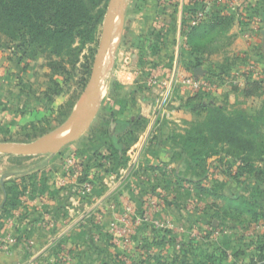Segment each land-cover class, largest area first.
<instances>
[{
  "label": "crops",
  "instance_id": "crops-1",
  "mask_svg": "<svg viewBox=\"0 0 264 264\" xmlns=\"http://www.w3.org/2000/svg\"><path fill=\"white\" fill-rule=\"evenodd\" d=\"M203 1L210 13L196 25L169 0L128 1L127 12H132L130 16L133 17L128 25L130 28L121 33V37L125 34L126 40L121 39L119 44H128L134 59L146 55L144 65L147 67L144 69L148 73L141 81V77L137 81L134 74L135 80L133 78L134 82L130 83L123 81L127 70H120L118 82L110 77L101 85L99 109L91 125L76 140L79 142L91 132L87 137L89 141L79 143V148L85 146L81 153L83 160H68L62 167L34 178L33 186L23 177L16 182L23 191L14 207L8 205L4 191L6 183L1 182L4 199L0 213L4 207L11 211L0 218V245L8 237L16 238L17 242L9 250L0 247V264H23L29 260L39 264H122L119 254L114 256L112 253L123 255L125 252L104 228L123 214L127 202L137 204L141 210L148 195H159L160 192L168 194L162 216L192 226L199 225L196 217L212 219L211 213L208 215L203 210L206 205H198L201 210L194 203L183 205L185 200L180 198L179 190L158 185L161 169L181 174L194 182L202 179L204 186H209L215 179L226 182L228 176L217 157L208 160L204 177L181 172L188 168L185 160L178 156L181 149L171 142V134L166 135V129L158 127L160 119H155L156 98L153 94H158L165 86H153L148 78L157 72L163 81L169 82L174 70L183 75L207 78L219 89L214 93L205 91L208 96L201 97L203 103L211 100L259 114L264 110V0H239L238 11L230 9L229 1L232 0ZM194 27L205 28L210 35L208 38L213 39L202 42L207 47L199 51L201 63L196 61L189 43ZM155 32L159 33L160 49L152 51L150 43L154 41ZM134 36L141 38L144 47L141 43V49L132 45ZM226 38L231 39V44L224 49L220 44ZM223 54L228 57H221ZM172 92L176 123L182 118L192 121L203 118L200 114L195 116L196 112L188 104L198 92L179 82H175ZM3 111L0 108V116ZM112 144L124 155L123 162L113 158ZM258 164H264V160ZM87 178L92 180L93 187L89 195L81 197L74 182ZM184 184L183 196L188 200L199 197L194 184ZM240 185L234 184L232 190L240 191ZM98 215L103 216L102 225L96 222ZM144 237H151L150 232L140 229L135 238ZM171 249L166 244L164 254Z\"/></svg>",
  "mask_w": 264,
  "mask_h": 264
},
{
  "label": "trees",
  "instance_id": "trees-1",
  "mask_svg": "<svg viewBox=\"0 0 264 264\" xmlns=\"http://www.w3.org/2000/svg\"><path fill=\"white\" fill-rule=\"evenodd\" d=\"M107 2L108 0H0V33L10 39H19L22 43L20 45H29L36 49L38 54L50 50L58 57L65 55L76 57L84 45L96 41ZM198 6L201 5L187 7L188 15L195 12ZM209 13L207 11L206 16ZM204 29L194 27L189 38L193 55L198 63H201L199 51L202 47H207L202 42L207 41L210 36ZM154 36L150 47L152 51H157L160 49L159 33L155 32ZM78 39L80 46H75ZM140 43L141 38L134 36L132 45L139 47ZM144 45L143 43L142 46ZM75 62L72 61L73 64ZM142 63L140 61V65ZM112 80L118 82L116 78ZM207 94L195 93L196 96L188 102L191 109L203 118L188 122L185 132L175 133L171 139L174 145L180 147L178 156L185 160L188 168L207 166L210 158L217 157L220 165L224 167L223 172L228 176V180L220 182L215 179L209 186H204L202 179L194 182L175 172L174 179L172 177L167 179L168 170L161 169L158 185L169 187L172 180H176L179 184L189 182L194 184L199 198L205 194L207 197L221 196L226 189L229 194L223 199L227 204L221 205L216 211L218 217L210 214L218 207L217 203L209 202L206 206L205 212L212 215V219H209L210 224L215 225L217 221L218 225L222 226L229 217L234 223L251 228L255 224L264 222V198H259L261 193H264V170L257 168V163L264 160V110L254 115L242 109H230L232 106L228 104H217L211 100L203 103L200 99L208 96ZM141 124L142 122L138 123L139 126ZM111 149L113 158L123 162L124 155L120 154L121 151L113 144ZM235 149L239 150V153H235ZM255 152L260 156L254 157ZM235 165L236 168L233 169ZM206 174L205 171L201 176L204 177ZM234 184H241L240 191L232 190ZM181 186L177 188L180 189ZM4 191L7 194L8 205L16 206L23 190H20L19 185L15 183L13 186L5 184ZM10 211L9 208L4 207L0 218L8 216ZM245 218L250 220L246 222ZM150 229L151 237L140 239L144 242L141 245L144 251L140 256L142 259H134L128 264H238L239 260L244 264H264V232L249 238L242 235V238L250 239L248 240L250 243L243 242L241 246L244 249L238 248L239 250L233 251L231 253L233 259H229V250L235 249V243L227 240L226 235L220 237L218 241H211L210 245H198V248L201 246L204 250L199 252L193 237L183 238L178 248V238L175 233L167 229ZM166 244L172 249L164 254L163 249ZM120 253H112V255L119 254L121 263L127 264Z\"/></svg>",
  "mask_w": 264,
  "mask_h": 264
},
{
  "label": "rangeland",
  "instance_id": "rangeland-1",
  "mask_svg": "<svg viewBox=\"0 0 264 264\" xmlns=\"http://www.w3.org/2000/svg\"><path fill=\"white\" fill-rule=\"evenodd\" d=\"M128 1L130 2L131 0ZM107 4L105 13L107 11ZM128 6L129 5H127V8L125 9L124 21L121 16H118L117 18L113 44L103 62L102 84L105 83V81H108L113 73L118 74L120 70L128 71V67L122 60L123 53H119L121 51L124 52L127 49L129 50L128 44H119L120 41L122 42L121 39H123V41L126 40L125 34L121 37V33L130 28L128 25H130L131 17H133L130 16L132 12H127ZM162 14H165V11ZM102 28L103 21L96 41L84 45L76 57L67 55L58 57L51 53L50 50H41L42 52L38 54L39 52L33 47H30L29 45H20L22 43L19 39H10L0 33V75L2 76V78H0V108L4 110L3 113L1 112L2 115L0 116V142L28 143L65 128L80 109L81 102L91 81L93 63L99 49ZM222 36L221 38H224ZM217 38H219V36H217ZM209 40L213 39L209 38L207 41ZM229 44H231V39L226 38L223 39L220 47L226 49ZM75 46H80L79 39L76 41ZM120 48H122L121 51H119ZM220 56L228 57L226 54ZM146 57V55H142L140 59L137 57L136 62L134 63L141 72V74L137 75V81H139V77H141V81L148 73L147 70L144 69V67L147 66L143 65V63L146 62ZM72 61H76L75 64H73ZM140 61L143 62L142 65H140ZM153 95L154 99L156 98L155 95L158 96L157 93H154ZM173 96L172 92L171 101L168 104L170 111H173L171 118L161 120L158 123V127L160 129H166V131H168L166 135L170 136L171 134V137L175 133H184V129L188 126V122L192 121L182 118L179 122H175V118H173L175 111L173 102L174 98L172 100ZM234 108L240 109L235 106H232L230 109ZM198 115V113H195V116ZM141 126L143 125L141 124ZM141 126L139 128H141ZM70 131L71 129L68 128L66 129V132L62 131L51 139H59L67 135ZM89 135H91L90 131L87 132L79 142H77V140L76 142L65 146L58 153H40L32 155L0 154V204L4 199V194L1 189L2 181H5L8 186H13L16 182L21 181L23 177H26L30 180L29 184L33 186L34 178L44 176L49 171L56 170L57 167H62L68 160H78V158L83 160L81 153L84 151L85 146L83 145V148H79V143L82 141H89L87 138ZM170 140L172 142V139ZM235 153H239V150L235 149ZM253 156L259 157L260 155L258 152H255ZM257 166V168L262 171L264 170V164L260 165L257 163ZM207 168L208 165L203 167L192 166L186 168L189 170L185 169L181 172L199 177L201 176V173H205V171L207 172ZM235 168L236 165L233 169ZM173 175L174 172H169L166 177L167 179H170L171 177L174 179ZM253 182L254 181H252V183ZM180 185L182 186L178 189L177 186L179 187ZM169 187L172 190H179V193H181L179 196L182 201L185 200V202H183L185 204L179 202L180 205L194 203V205L197 206L196 208L200 210L202 209V205L207 206L209 205V202H213L218 205L215 209L217 211L221 205H225L226 203L223 197L229 194L228 190L224 189L221 196L207 197L205 194L200 198L197 197L188 200V198H186L187 196H183L182 193L186 184H179L176 180H172V184L169 185ZM233 188L235 189V186ZM237 189L238 187H236V190ZM259 198H264L263 192ZM205 209L206 208H203V210ZM215 210L213 209L210 213L213 214V217H218ZM193 214L195 215V213ZM209 216L212 217V215ZM227 218V221L223 222L221 227L228 230V233L226 234L228 237L226 239L235 243V249L231 250L232 253L235 250L244 249L243 246H241L243 242L250 243L248 241L250 239L242 238L244 232L249 230V228H245L244 225H240L236 222L234 223L229 217ZM196 220L199 225H208L211 222L208 218L207 220H199L196 217ZM249 220L250 219L245 218L246 222ZM186 225L191 231L195 228H200L199 225ZM150 230V228H147L145 229V232L147 231V233H149ZM260 233H263V231ZM256 235L254 237H256ZM194 239V243L197 245L196 249H199V252L200 250H204L201 246L198 248V245H210L212 244L211 241H213L211 234L209 233L202 235L200 238ZM141 259L142 258H140V260Z\"/></svg>",
  "mask_w": 264,
  "mask_h": 264
},
{
  "label": "built area",
  "instance_id": "built-area-1",
  "mask_svg": "<svg viewBox=\"0 0 264 264\" xmlns=\"http://www.w3.org/2000/svg\"><path fill=\"white\" fill-rule=\"evenodd\" d=\"M238 1L232 0L229 1L230 9L234 11H238ZM169 2L176 3L184 16L190 19V22L194 25L200 23L205 17L208 8L206 3L203 0H169ZM197 4L201 6L196 7V11L190 13L188 15L186 8L187 7H195ZM123 53V63L128 67V71L125 75L123 81L134 82L132 81L134 78V74H136L135 78L139 73L138 67L134 65L136 59H134V55L131 50L127 49ZM113 78L118 79V74L113 73ZM134 78V80H135ZM119 80V79H118ZM149 84L153 86L164 85L165 89L158 93L156 96L155 106H156V120H164L167 118H171L173 111H170L168 108V104L171 101V92L175 86V82L181 83L184 87H189L194 92H216L219 87L216 83L207 78H197L193 75H183L178 72V70H174L171 79L169 82L163 81L159 74L152 73L148 78ZM80 173L79 168H77ZM75 186L78 189V193L81 197H86L90 194V191L93 187V182L91 179L87 178L83 181H75ZM168 201V194L165 192H160L159 195H148L145 199L144 205L142 209L137 206V204L133 202H127L124 206L123 214L118 217V219L106 226L104 230H106L109 234L113 236L114 243L120 247L125 253L122 255L125 262L131 263L132 260L140 258L142 252V243L139 239L136 240V235L139 234L140 229L143 227L148 228H156V229H167L172 231L177 235L179 248L181 245V240L183 238H200L202 235L211 234L213 241L218 240L224 233H227V229L225 230L223 227L219 226L218 223L215 222V225L206 224L200 226V228H195L194 230H190L185 223L176 222L172 217H164L162 213L166 208V204ZM19 213V212H17ZM96 222L100 225L103 224V216L98 215L96 218ZM264 232V223H259L253 225L249 230L244 232L245 237H254L256 234ZM17 242V239L14 237H8L5 241L0 245L1 249L9 250L10 246L14 245ZM127 253H130L127 255ZM229 259H233L231 252H229ZM23 264H39L34 260H29ZM238 264H244L242 260H239Z\"/></svg>",
  "mask_w": 264,
  "mask_h": 264
},
{
  "label": "water",
  "instance_id": "water-1",
  "mask_svg": "<svg viewBox=\"0 0 264 264\" xmlns=\"http://www.w3.org/2000/svg\"><path fill=\"white\" fill-rule=\"evenodd\" d=\"M127 5L128 0H108L107 11L103 20L99 49L93 63L91 81L81 102L80 109L76 112L71 121L65 126V128H63V130L32 142H0V154L32 155L40 153H58L65 146L76 141L91 125L100 104L103 62L113 44L117 18L118 16H121L124 21ZM68 128H71V131L67 135L59 139H51Z\"/></svg>",
  "mask_w": 264,
  "mask_h": 264
},
{
  "label": "bare ground",
  "instance_id": "bare-ground-1",
  "mask_svg": "<svg viewBox=\"0 0 264 264\" xmlns=\"http://www.w3.org/2000/svg\"><path fill=\"white\" fill-rule=\"evenodd\" d=\"M71 129V128H70ZM66 132V130H64Z\"/></svg>",
  "mask_w": 264,
  "mask_h": 264
}]
</instances>
